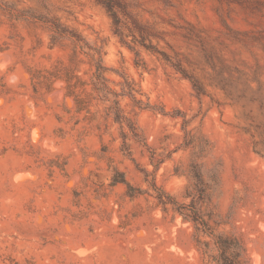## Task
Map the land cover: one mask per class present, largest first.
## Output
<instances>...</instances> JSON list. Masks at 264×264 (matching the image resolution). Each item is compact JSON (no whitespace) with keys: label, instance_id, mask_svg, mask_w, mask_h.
<instances>
[{"label":"rangeland","instance_id":"374dc122","mask_svg":"<svg viewBox=\"0 0 264 264\" xmlns=\"http://www.w3.org/2000/svg\"><path fill=\"white\" fill-rule=\"evenodd\" d=\"M124 1L162 32L173 49L164 40L159 46L207 93L140 45L137 57L97 0H0V264H215L196 246L192 223L157 206L150 186L155 179L188 201L190 140L203 146L197 162L212 187L206 218L217 232L242 238L252 264H264V151H255L247 131L264 130V100L248 101L250 87L264 95V0ZM45 17L102 47L109 84L123 93L121 106L143 141L129 139L124 150L109 103L94 100L89 112H77L61 79L35 91L39 71L68 63L74 47L69 38L51 44ZM80 58L78 74L90 82L89 59ZM222 76L245 98L228 96L217 85ZM214 169L219 183L209 178ZM116 170L143 193L113 184Z\"/></svg>","mask_w":264,"mask_h":264},{"label":"trees","instance_id":"16d2710c","mask_svg":"<svg viewBox=\"0 0 264 264\" xmlns=\"http://www.w3.org/2000/svg\"><path fill=\"white\" fill-rule=\"evenodd\" d=\"M108 11L113 24V32L119 38L120 42L129 47L137 57L140 56V51L137 45H140L151 54L157 55L160 59L166 61L174 67L185 78H188L193 88L198 94H206V86L194 74L184 66L182 59L177 55L173 56L167 50L159 46L160 41L164 40L167 46L171 49L172 45L166 38H164L156 27L143 22L135 16L129 5L124 0H97ZM35 18V16H32ZM41 21L50 30V42L53 45L60 44L63 38H69L73 42V49L69 55L68 63L59 61L54 65L52 70H46V74L39 71L37 76L38 82L35 83V91L38 92L40 88L44 87L47 90L52 89V84L55 80L61 79L66 82L65 98L72 97L76 104L77 112L86 110L89 112L90 106L94 100H101L104 103H109L107 108L108 116H113V119L122 124L123 130L121 132L123 138L122 147L124 150H130L129 139L137 142L143 141L139 126L133 118L127 116L121 106L120 93L114 90L109 84L107 76V66L104 63L103 50L101 46L90 43L87 38L76 28L68 26L61 22L57 17L41 18ZM227 25V24H226ZM229 27V26H228ZM129 37H131L129 39ZM155 41H157L155 43ZM80 55H84L89 59L92 71L90 82L78 74L79 66L82 63ZM36 74L32 72L33 80L36 79ZM224 82H218L219 85L228 96L233 97L237 102L245 98L242 92H232L227 85L230 79L227 76H222ZM92 85V92L87 90V86ZM126 84V83H125ZM128 88L127 94L131 95L133 99L142 104L143 101L137 99L134 94V87L131 84L125 85ZM252 89V95L248 101H257L263 103L264 95L259 89ZM259 93V94H257ZM149 106V104H145ZM124 124L128 131L124 130ZM250 127L256 129L252 132L251 129L247 131L252 134L254 139L253 147L256 152L263 153L264 149L259 145L264 144V130L259 131L260 124H250ZM186 129V128H185ZM187 131V130H186ZM189 131H187L188 134ZM258 133V138L256 135ZM188 145H193V158L189 168V183L183 193V197L188 201H181L179 198L164 188L158 186L156 180L150 182L154 197L156 198L157 206L162 207L164 212L172 209L175 214L181 215L183 221L191 222L194 228L193 239L196 246L201 250L202 254L208 255L215 264H252L248 255L246 245L242 238L234 234L220 233L215 230L210 220L206 218L202 206L210 199L209 190L212 188L208 185L206 179V171L203 165L197 162L200 157L203 146L195 140L187 142ZM198 148V149H197ZM141 171L148 177L149 170L142 168ZM219 169L210 171L209 178L219 183ZM112 183H123L127 186L128 193L131 196H136L137 193H143L141 188L133 186L125 177L124 173L116 170V174L112 178Z\"/></svg>","mask_w":264,"mask_h":264}]
</instances>
